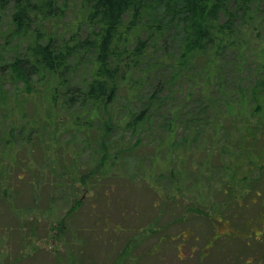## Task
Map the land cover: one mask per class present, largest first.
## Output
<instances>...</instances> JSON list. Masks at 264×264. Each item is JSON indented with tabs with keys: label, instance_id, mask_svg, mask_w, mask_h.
Instances as JSON below:
<instances>
[{
	"label": "rangeland",
	"instance_id": "rangeland-1",
	"mask_svg": "<svg viewBox=\"0 0 264 264\" xmlns=\"http://www.w3.org/2000/svg\"><path fill=\"white\" fill-rule=\"evenodd\" d=\"M88 6L85 0H72L45 25L67 37ZM255 9L252 20L263 35L249 37L252 41L241 59L230 54L223 58L225 70L219 79L224 95H232L233 100L243 94L239 98L245 106L254 105L255 96L262 98L263 109L245 115L256 125L257 140L251 148H240L242 135L248 132L238 134L232 126L227 132L210 129L196 141L193 130L186 131L178 122L167 129L165 103L161 116L152 120L153 128L139 138L112 127L105 137L113 142L106 162L110 168L98 169L99 174L82 183L81 175L101 158L105 117L77 131L71 128L74 115L66 113L61 119L54 117L52 127L40 130L38 125L45 123L37 124L39 130L28 140L34 118L41 121L46 115V99L27 94L22 81L15 85L6 66L0 73V264H264V4ZM12 11L11 6L0 9L1 64L11 63L29 42L11 34ZM188 88L185 81L173 86L175 101ZM238 105L235 111H241ZM114 106L117 120L125 102ZM228 113L224 108L223 120L232 116ZM21 127L23 136L18 132ZM182 136L188 137L187 143ZM138 140L139 145L121 152L112 166L115 152ZM211 140L236 141L237 146L230 147L234 154L221 153V145H210ZM67 182L70 186L65 187ZM175 183L183 188L181 195ZM173 194L179 197L178 205ZM74 197L83 203L67 219L65 231L55 237V226ZM49 200L54 205L51 211L46 210ZM213 214L216 217L211 219ZM15 255L26 261L11 262ZM260 255L263 263L258 261Z\"/></svg>",
	"mask_w": 264,
	"mask_h": 264
},
{
	"label": "trees",
	"instance_id": "trees-1",
	"mask_svg": "<svg viewBox=\"0 0 264 264\" xmlns=\"http://www.w3.org/2000/svg\"><path fill=\"white\" fill-rule=\"evenodd\" d=\"M70 1L0 0V9L11 6L13 10L11 34L29 40L25 51L18 53L11 63H0V73L9 66L10 79L15 85L22 81L27 94H40L46 99V115L41 116L40 122L34 118L36 125L28 130V140L39 130L37 124L45 123L38 125L40 130L52 127L54 117L61 119L66 113L74 115L71 128L77 131L91 128L94 121L106 118H103L100 137L101 158L94 169L81 175L82 183L99 174L98 169L110 168L106 162L113 142L109 143L105 137L112 127L138 137L145 129L153 128L152 120L161 116L165 103H168L167 129L178 122L186 131L193 130V141H196L210 129L227 132L232 126L238 134L248 132L242 135L240 148L255 146V120L253 123L246 116H254L263 109L262 98L255 96L256 103L245 106L239 98L243 94L233 100L232 95H224L219 79L225 70L222 59L229 54L241 59L252 41L249 37L254 33L256 39L263 35H259V26L254 25L252 18L257 16V11L252 8L264 4V0H85L89 6L79 25L61 38L45 24L56 20ZM179 23L183 24L180 29ZM184 81L188 92L175 101L177 88L171 89ZM119 101L125 102V107L116 120L118 109L114 104ZM237 104L239 108L243 104L241 111H235ZM224 108L233 116L231 122L229 113L231 117L222 119ZM81 118L86 120L79 122ZM13 130L11 127V137ZM18 132L23 136L24 128ZM186 138L182 136V142L187 143ZM138 142H130L129 147L116 151L112 166L121 152L137 147ZM214 143L221 145V153L227 155L234 154L230 147L237 146L236 141H210V145ZM210 145L207 149L212 150ZM173 146L167 145L166 149ZM174 175L171 171V182ZM174 189L181 195L180 184L175 183ZM173 195L178 205L179 197ZM82 203L83 199L73 198L72 206L55 226V237L65 231L67 219ZM52 205L49 200L46 210L51 211ZM39 210L34 207L35 212ZM215 217L213 214L211 219ZM186 235L185 240L191 232ZM262 257H258L260 263H263Z\"/></svg>",
	"mask_w": 264,
	"mask_h": 264
},
{
	"label": "crops",
	"instance_id": "crops-1",
	"mask_svg": "<svg viewBox=\"0 0 264 264\" xmlns=\"http://www.w3.org/2000/svg\"><path fill=\"white\" fill-rule=\"evenodd\" d=\"M12 251H13V253H17V254H19V251H18V252H16L15 250H12ZM9 253H10V252H9ZM13 253H12V256H13ZM17 254H16V255H17ZM16 255L14 256L15 258H14V257L12 258V261H11V262H13V261H14V262L18 261V262H19V259H21V258L18 257V256H16ZM27 255H28V254L26 253V254H23L22 256H23V257H26ZM6 256H8V254H7ZM18 258H19V259H18ZM25 261H26V259L23 258V259L20 260V263H21V262H25Z\"/></svg>",
	"mask_w": 264,
	"mask_h": 264
}]
</instances>
